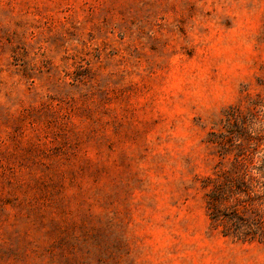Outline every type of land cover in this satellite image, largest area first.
I'll list each match as a JSON object with an SVG mask.
<instances>
[{
  "label": "rangeland",
  "instance_id": "obj_1",
  "mask_svg": "<svg viewBox=\"0 0 264 264\" xmlns=\"http://www.w3.org/2000/svg\"><path fill=\"white\" fill-rule=\"evenodd\" d=\"M0 264H264V0H0Z\"/></svg>",
  "mask_w": 264,
  "mask_h": 264
},
{
  "label": "trees",
  "instance_id": "obj_2",
  "mask_svg": "<svg viewBox=\"0 0 264 264\" xmlns=\"http://www.w3.org/2000/svg\"><path fill=\"white\" fill-rule=\"evenodd\" d=\"M210 205H212V209L214 210V212L216 211V212L220 213V210L218 209V204H217L216 202H215V203H210ZM221 214H222V213H220V215L218 216V219H217V220H221V221L224 223ZM217 215H218V214H217ZM225 216H227V215H225ZM231 220H232V219H231Z\"/></svg>",
  "mask_w": 264,
  "mask_h": 264
}]
</instances>
